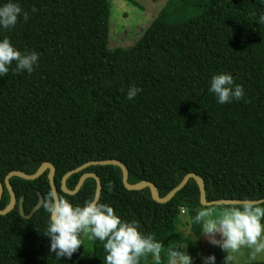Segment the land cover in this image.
I'll return each mask as SVG.
<instances>
[{
  "label": "trees",
  "instance_id": "trees-1",
  "mask_svg": "<svg viewBox=\"0 0 264 264\" xmlns=\"http://www.w3.org/2000/svg\"><path fill=\"white\" fill-rule=\"evenodd\" d=\"M13 2L29 18L18 16L11 29H0V39L6 36L21 52L35 51L38 61L31 74L14 72L13 63L0 77V181L13 170L32 174L48 161L56 167L59 196L83 204L95 196V179L71 195L61 189L63 176L91 160L118 159L129 170V183L151 181L161 197L193 172L204 179L208 201L264 199L259 0H168L137 43L114 48L110 0ZM220 72L243 86L242 99L216 103L207 87ZM130 86L141 89L131 100L125 97ZM85 172L101 178L100 202L161 244L158 258L148 253L137 264H166L169 249L185 243L202 250V239L180 231L184 210L200 236L194 217L205 206L193 178L172 200L159 203L149 188L128 190L116 165H91L71 175L67 187L74 189ZM48 173L35 180L11 178L18 202L0 214V264H105L98 240L89 242L87 262L80 247L58 259L42 233L48 222L43 208L29 218L21 215V199L30 214L40 194L45 199L52 190ZM10 200L5 187L2 208Z\"/></svg>",
  "mask_w": 264,
  "mask_h": 264
},
{
  "label": "clouds",
  "instance_id": "clouds-1",
  "mask_svg": "<svg viewBox=\"0 0 264 264\" xmlns=\"http://www.w3.org/2000/svg\"><path fill=\"white\" fill-rule=\"evenodd\" d=\"M264 5V0H259ZM33 12L36 9L33 7ZM18 16L28 20V13L22 11L13 0L0 4V29H11L16 25ZM258 24H264V12L259 14ZM38 54L35 51L21 52L5 36L0 39V77L9 71L14 63V72L31 74L37 64ZM207 90L215 96L217 104L239 101L244 96L243 86L234 83L231 74L220 72L211 76ZM141 89L130 86L126 99H133ZM41 207L48 214V222L43 235L49 238V253L70 258L83 244V236L90 241L103 242L105 264H137L140 257L151 253L158 258L161 244L152 235L142 234L135 221H123L108 203H102L95 196L83 204H73L66 198L50 190L41 201ZM184 213V210H183ZM264 207L252 201L241 202L239 206H229L217 210L206 206L196 212L194 223L200 226V234L204 235L212 245L219 246L227 254L235 253L241 247L249 249L248 260L254 261L264 253ZM217 234L219 239H217ZM182 248V250H181ZM171 264H193L186 252V245L169 249ZM230 259L228 255L225 261ZM202 264H215V256L209 254L202 257Z\"/></svg>",
  "mask_w": 264,
  "mask_h": 264
},
{
  "label": "rangeland",
  "instance_id": "rangeland-1",
  "mask_svg": "<svg viewBox=\"0 0 264 264\" xmlns=\"http://www.w3.org/2000/svg\"><path fill=\"white\" fill-rule=\"evenodd\" d=\"M168 0H110L111 3V15H110V43L109 46L114 48L116 46L128 47L137 43L141 38L145 29L149 26L153 18H155L159 10ZM206 207V206H205ZM217 210H221L225 207L213 206ZM204 208V207H203ZM200 208L199 210H201ZM182 220L184 222L180 227V231L196 241L202 239L204 242L203 248L200 251H194L189 249L186 245V252L192 258L193 264H202V257L212 254L215 256V264H244L253 262L248 260L249 249L241 247L237 252L228 254L222 250L219 246L212 245L208 242L207 238L200 234L196 235L192 230L191 221L187 212L182 213ZM83 244L80 246L84 252L86 262L89 260L91 253L90 240L87 236H83ZM88 239V243H87ZM217 239L219 236L217 234ZM228 255L230 259L225 261V257ZM254 261H264V253L257 256ZM166 264H171L167 262Z\"/></svg>",
  "mask_w": 264,
  "mask_h": 264
},
{
  "label": "water",
  "instance_id": "water-1",
  "mask_svg": "<svg viewBox=\"0 0 264 264\" xmlns=\"http://www.w3.org/2000/svg\"><path fill=\"white\" fill-rule=\"evenodd\" d=\"M91 165H116V166H119L121 168L122 174H123V183L128 190H142L145 188H149L151 191L152 198L159 203H166V202H169L170 200H172L174 198V196L179 191H181L188 184L189 180L192 178L198 184V187L200 190V201H201V204L204 206L240 205V203L244 202V201H252L256 204H261L264 202V199H259V200L221 199V200H215V201H208L207 200V193H206V184H205L204 179L200 175H198L197 173H193V172L187 174L184 177V179L180 182V184L177 185L176 187H174L165 197H161L158 187L156 186V184H154L151 181L143 180V181H140V182L135 183V184L129 183V181H128L129 170H128L127 166L122 161H120L118 159L91 160V161H88V162L68 171L63 176V178L61 180L62 191L67 193V194L74 195L81 189V187L83 186L86 179L94 178L96 181L95 197L97 200H100L101 194H102V181H101V178L98 176V174L95 172H85L84 174H82L80 179H79L78 184L76 185V187L74 189H69L67 187V180L71 175H73L75 173H79ZM47 170H49L48 178L50 181L51 188H52V190H55L58 194L57 185L55 183L56 167L53 163L48 162V161L44 162L37 169V171L32 173V174L26 173L25 171L13 170L6 175L4 183L2 181H0V214H2V215L8 214L9 212H11L16 207L17 202H18L16 193L14 191L12 184H11V178L12 177L18 176V177H21V178H24L27 180H35V179L39 178L42 174H44ZM5 187L9 191L11 200H10V203L8 204V206L6 208H2L1 201H2V198L4 195ZM42 200H43V196H42V194H40V201L38 202V204L33 208L32 212L30 214H26L24 212V208H23V202H22L23 200L21 199L19 201V209H20L21 215L24 216V218L31 217L41 207V201Z\"/></svg>",
  "mask_w": 264,
  "mask_h": 264
}]
</instances>
